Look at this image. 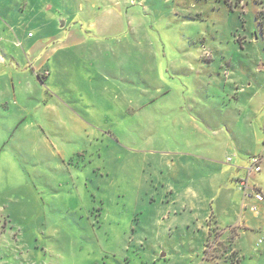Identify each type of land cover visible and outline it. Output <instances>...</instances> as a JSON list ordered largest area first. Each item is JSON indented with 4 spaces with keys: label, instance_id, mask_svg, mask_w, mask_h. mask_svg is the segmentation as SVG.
I'll return each mask as SVG.
<instances>
[{
    "label": "rangeland",
    "instance_id": "374dc122",
    "mask_svg": "<svg viewBox=\"0 0 264 264\" xmlns=\"http://www.w3.org/2000/svg\"><path fill=\"white\" fill-rule=\"evenodd\" d=\"M261 23L264 0H0V34L43 37L51 67L45 47H84L83 73L29 96L49 112L21 95L0 130V264H264L223 181L256 148L248 98L225 95L264 83Z\"/></svg>",
    "mask_w": 264,
    "mask_h": 264
},
{
    "label": "crops",
    "instance_id": "0c3cea01",
    "mask_svg": "<svg viewBox=\"0 0 264 264\" xmlns=\"http://www.w3.org/2000/svg\"><path fill=\"white\" fill-rule=\"evenodd\" d=\"M21 37L3 24V32L0 34V130L4 132L8 131L9 133L12 131L18 133L20 131L15 108L19 106L21 95H26L25 111L28 113V116L32 111L36 110H40L46 114L51 110L50 103L47 100H43V104L36 105L34 102L31 104L29 96L32 97V101H37V96L39 98L40 93H47L49 91L46 87H51L49 79L53 76L52 70H55L58 77L70 69L83 73L79 64L75 61H68L66 56L68 50H74L75 55L81 54L84 49L83 45L45 47L51 53L50 57L55 59L54 66L51 67L49 65L50 60L48 61V58L43 56L45 54L43 37L35 38V35L31 34H28V36L24 35L20 39ZM254 82L256 84H246L243 78L237 79L233 86V89H235H232L231 93L225 95L226 97H230V95L236 96L237 102L246 96L248 100H245L250 103L246 105V108L252 110L251 113L254 117H259V119L255 125V120H251L248 127L252 137L255 136L256 148L250 150L248 157L242 158L239 156L236 163L237 166L233 169L235 171L232 170L227 176L223 177L227 191L230 193L229 195H232V199L237 201L235 208H233L234 218L228 224L230 225L228 226L229 229L235 231L236 227H239L241 230L251 231L253 235L259 233L258 230L261 225L264 226V215L262 216L264 201L258 202L252 193V189H256L264 195V175L253 173L250 176L254 177V184L250 186L252 189L249 190V197H246L244 192L239 189V182L243 180L242 177L244 175L247 174L246 178L248 177V167L250 166L252 157L260 156L262 159L261 165L264 162V83L258 82V79L254 80ZM65 92L66 89L63 86L60 95L63 96ZM252 102L257 103V105H253ZM261 113L262 115L259 116ZM43 116L46 117V115ZM224 129L228 130L230 134V128L226 125L219 128L218 135L227 134ZM229 152L228 149L227 153ZM259 173H264L263 169ZM237 188L240 193L236 191ZM225 203L228 206L224 211H227L231 208L232 203L229 200H226ZM253 207H256L257 212L253 211ZM223 214L224 212L222 211L219 214L217 210H213V215L218 221H220ZM222 235L225 236L226 234L223 233Z\"/></svg>",
    "mask_w": 264,
    "mask_h": 264
},
{
    "label": "built area",
    "instance_id": "2783aa9c",
    "mask_svg": "<svg viewBox=\"0 0 264 264\" xmlns=\"http://www.w3.org/2000/svg\"><path fill=\"white\" fill-rule=\"evenodd\" d=\"M261 157L260 156H254L251 158V161H250V166L248 167V177L246 179H243L239 182V189L241 191L244 192L245 196L246 197H249L250 194H249V190L252 189L249 185V177L254 173H259L261 172L262 168H261ZM227 162H231V157H228L227 158ZM252 193L255 197V199L258 201V202H263L264 201V195L256 190V189H252ZM253 211L254 212H257V209L256 207H253Z\"/></svg>",
    "mask_w": 264,
    "mask_h": 264
},
{
    "label": "trees",
    "instance_id": "16d2710c",
    "mask_svg": "<svg viewBox=\"0 0 264 264\" xmlns=\"http://www.w3.org/2000/svg\"><path fill=\"white\" fill-rule=\"evenodd\" d=\"M262 15H263V13L258 14V18L261 19L262 18ZM263 24L264 23H261V25H263ZM239 262H240V260H236V261L235 260H232V264H239Z\"/></svg>",
    "mask_w": 264,
    "mask_h": 264
}]
</instances>
